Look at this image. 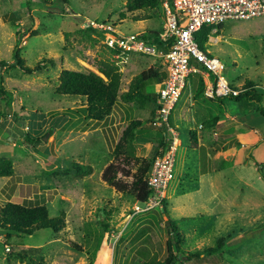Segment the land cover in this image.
<instances>
[{"label": "rangeland", "instance_id": "rangeland-1", "mask_svg": "<svg viewBox=\"0 0 264 264\" xmlns=\"http://www.w3.org/2000/svg\"><path fill=\"white\" fill-rule=\"evenodd\" d=\"M126 2L0 0V87L12 99L8 108L0 98V158L10 160L14 170L11 178H0V207L8 202L46 205L51 218L65 215V227L59 233L39 230L6 241L0 230V263L143 264L137 251L148 247L145 239L150 237L156 251L161 248L159 257L163 258L173 225L182 238L181 255H203L182 264H264V182L251 163L232 165L240 135L246 130L237 105L205 95L195 99L202 77L188 78L169 119L180 133L173 180L163 203L150 207V196L139 204L134 197L110 188L101 176L115 162L113 149L131 121L143 123L136 133V155L151 160L157 154L160 134L164 141L167 137L152 126L157 106L136 110L118 98L112 114L96 122L73 117L74 110L84 107L83 98L55 94L63 70L99 75L100 61L120 68L119 95L140 73L163 71V55L111 49L107 35L90 25L111 22L120 33H139L145 45L167 52L161 42L160 47L147 38L159 32L157 40L161 39L167 24L163 0L134 13L126 12ZM15 12H19L18 19ZM205 51L224 64V76L232 88L240 89L251 81L264 94V15L229 21L211 31ZM16 54L21 65L15 61ZM38 65L44 68L38 70ZM22 68L37 71L28 74ZM65 116L70 117L64 120ZM211 120L215 122L206 125ZM16 131L24 137L19 138ZM190 131L196 132V150L190 148ZM27 135L40 141L36 148L26 142ZM71 162L89 165L93 173L65 175ZM261 170L264 175V165ZM121 179L132 181L131 176ZM218 241L219 252H203L217 249ZM73 244L80 250H74ZM172 251L178 255L176 246Z\"/></svg>", "mask_w": 264, "mask_h": 264}, {"label": "trees", "instance_id": "trees-1", "mask_svg": "<svg viewBox=\"0 0 264 264\" xmlns=\"http://www.w3.org/2000/svg\"><path fill=\"white\" fill-rule=\"evenodd\" d=\"M159 0H127L125 9L127 13H134L137 11H144L149 8L157 6ZM15 19H18L19 12H15ZM223 25L218 27L204 26L196 34V40L201 51H205V44L208 42L211 35V31L214 29H220ZM33 33V31L31 32ZM159 32H153L147 34L152 42L157 43ZM161 47V46H160ZM15 61L18 65H21L19 56L15 55ZM44 66L38 65L37 69L42 70ZM25 73L31 74L37 70H31L22 68ZM98 74L87 71L77 72L71 70H63L58 78V86L55 89V94L58 96H68L75 98H83L85 100L84 107L74 110L73 117L83 116L87 120H93L96 122L104 121L108 118L116 105V101L119 98L121 102L125 104H132L136 110H143L146 106H156V96L149 94L146 90L147 85L156 81H162L166 78V73L149 69L145 72L135 76L128 90L119 95L122 73L117 64L100 61L97 65ZM102 76H101V75ZM241 93L237 97H226L218 99V102L232 103L237 105L241 115L254 114L257 117V124L254 126L249 125L250 129H258L262 133L261 144L253 148H249L247 151V158L245 155L242 158L236 159L238 162L251 161L255 168V171L264 182V175L261 170L264 165V94L257 90V85L251 81H246L242 87H240ZM205 86L202 78L198 79L197 88L195 90L194 98L198 99L204 96ZM0 98H3L6 102V107H11L10 95L8 91L0 87ZM82 114V115H81ZM70 116L63 117L64 120H68ZM216 120V119H215ZM17 121V117H15ZM215 121L211 120L208 124H213ZM143 123L141 121H131L122 132L119 142L113 149V157L115 162H112L106 166L102 172V181L110 188L134 197L135 201L139 204H144L148 197L151 195V189L149 188L146 178L150 171L154 160L163 154L162 149L166 146L164 138L161 136L158 140L157 154L151 160H144L136 155V133L142 128ZM190 148H198L196 132L190 131ZM26 142L33 145L36 148L39 144V140H31L27 135ZM160 149V150H159ZM135 170L134 173L132 171ZM14 170L12 162L6 158H0V178H11ZM93 173V169L89 165H82L76 162L69 163L64 171L65 175H74L77 177H86ZM131 176L132 181L130 183L123 182L121 178H129ZM65 227V215L61 213L55 218L49 216V212L46 205H33L26 206L18 203L8 202L4 206L0 207V230L4 233L6 241H10L15 236H30L34 232L39 230H51L53 233H59ZM170 239L167 242V255L160 258L161 248L156 247L151 242L150 237L145 239V243L148 247H141L138 249L137 254L143 264H182V262L189 261L192 258L197 260L201 259L203 255L200 252L190 254L188 257L181 255L179 243L182 242V238L179 235L177 228L171 226ZM143 234V233H142ZM147 235V234H143ZM176 246L178 255L173 254L172 248ZM73 249L80 250L78 245L73 244ZM221 243L217 242L216 248H208L203 252L206 255H214L219 252ZM20 262L22 257H17Z\"/></svg>", "mask_w": 264, "mask_h": 264}, {"label": "built area", "instance_id": "built-area-1", "mask_svg": "<svg viewBox=\"0 0 264 264\" xmlns=\"http://www.w3.org/2000/svg\"><path fill=\"white\" fill-rule=\"evenodd\" d=\"M162 7L167 24L158 41L168 49L167 52L145 45L140 41L139 33H120L111 22L90 23L92 28L107 35V45L111 49L122 53L137 51L150 56L163 55L165 59L166 78L156 94L157 109L152 126L167 137L164 153L156 159L152 173L147 176L152 190L148 199L150 207L163 203L165 191L173 180L180 133L171 127L169 119L188 78L196 74L203 80L207 77L204 95L211 99L237 97L241 93L239 88H232L224 76V64L199 49L196 34L204 26L218 27L229 21L251 20L264 15V0H163Z\"/></svg>", "mask_w": 264, "mask_h": 264}, {"label": "crops", "instance_id": "crops-1", "mask_svg": "<svg viewBox=\"0 0 264 264\" xmlns=\"http://www.w3.org/2000/svg\"><path fill=\"white\" fill-rule=\"evenodd\" d=\"M162 72L166 73L165 67L163 68ZM204 78L207 80V77L204 76ZM153 83H151V85H149V86L147 85L146 90H147V92L156 96L157 92L161 88V85H160L159 81L158 82L156 81ZM156 84H158V85H156ZM243 118H245V120H246L245 124H244L246 130H243V132L240 135V148L236 149L237 153H236V156L234 158V161L232 162V165L234 168H238L239 166L249 165L251 163V161L243 162V160H242L241 162H238L236 159H238L239 157L242 158L244 155L247 158L248 149L257 146L258 144H261L260 142L262 140V133L260 132V130L250 129V127H249V125L254 126L255 124H257V122H256L257 117L254 114H249V115L247 114V115H244ZM10 122H11L10 125L12 126V124H14V123H12V120ZM20 122L21 121H19V123ZM22 123H25V122H22ZM64 125H65V123H64ZM17 127H18V125H15L14 129H16ZM29 130H30V128L28 129V131ZM16 132L20 134V132H18V131H16ZM23 132L25 133V131H23ZM21 137H24V136L20 134L19 138H21ZM196 149H198V148H196ZM196 149H194V150H196ZM0 264H2V263H0Z\"/></svg>", "mask_w": 264, "mask_h": 264}, {"label": "clouds", "instance_id": "clouds-1", "mask_svg": "<svg viewBox=\"0 0 264 264\" xmlns=\"http://www.w3.org/2000/svg\"><path fill=\"white\" fill-rule=\"evenodd\" d=\"M27 129H29V128L27 127ZM179 146H180V145H179ZM179 146H178V147H179ZM164 148H165V147H164ZM162 152L164 153V149H162ZM175 154H176V153H175ZM159 157H160V156H159Z\"/></svg>", "mask_w": 264, "mask_h": 264}, {"label": "water", "instance_id": "water-1", "mask_svg": "<svg viewBox=\"0 0 264 264\" xmlns=\"http://www.w3.org/2000/svg\"><path fill=\"white\" fill-rule=\"evenodd\" d=\"M101 75V74H100ZM102 76V75H101Z\"/></svg>", "mask_w": 264, "mask_h": 264}]
</instances>
